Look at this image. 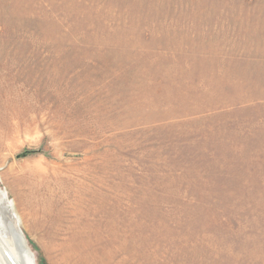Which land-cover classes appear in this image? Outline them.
I'll list each match as a JSON object with an SVG mask.
<instances>
[{
    "label": "rangeland",
    "instance_id": "obj_1",
    "mask_svg": "<svg viewBox=\"0 0 264 264\" xmlns=\"http://www.w3.org/2000/svg\"><path fill=\"white\" fill-rule=\"evenodd\" d=\"M0 188L35 264H264V0H0Z\"/></svg>",
    "mask_w": 264,
    "mask_h": 264
},
{
    "label": "bare ground",
    "instance_id": "obj_2",
    "mask_svg": "<svg viewBox=\"0 0 264 264\" xmlns=\"http://www.w3.org/2000/svg\"><path fill=\"white\" fill-rule=\"evenodd\" d=\"M6 193V190L0 188V244L2 245H0V264H8L6 260L7 256L13 257L17 264H28L26 257H23V251H19V247L21 246L16 237L17 231L20 230L17 225L20 217L18 218L13 211V203ZM22 243L23 241L21 240ZM29 252L27 251L26 254L30 255Z\"/></svg>",
    "mask_w": 264,
    "mask_h": 264
},
{
    "label": "water",
    "instance_id": "obj_3",
    "mask_svg": "<svg viewBox=\"0 0 264 264\" xmlns=\"http://www.w3.org/2000/svg\"><path fill=\"white\" fill-rule=\"evenodd\" d=\"M17 239L19 240V245L21 246V247H19V251L21 252V251H23V257H26V260L28 261V264H35V262H34V257H32L33 255H31V253H30V255L29 254H26L27 253V251L28 250H26V248H25V246H24V244L22 243L21 244V240L23 241V237H22V235L20 234V232H19V230L17 231ZM1 245V244H0ZM2 246V245H1ZM3 253V252H2ZM3 255H4V253H3ZM7 255V254H6ZM5 256V255H4ZM30 258H29V257ZM6 260H7V262H8V264H17V263H15V260H14V258L12 257V258H10V257H6Z\"/></svg>",
    "mask_w": 264,
    "mask_h": 264
}]
</instances>
